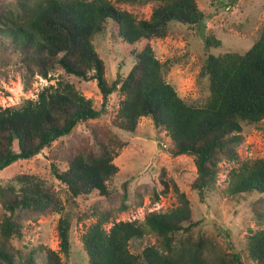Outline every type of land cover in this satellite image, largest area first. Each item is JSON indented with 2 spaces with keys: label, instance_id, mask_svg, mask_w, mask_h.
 I'll return each instance as SVG.
<instances>
[{
  "label": "trees",
  "instance_id": "trees-1",
  "mask_svg": "<svg viewBox=\"0 0 264 264\" xmlns=\"http://www.w3.org/2000/svg\"><path fill=\"white\" fill-rule=\"evenodd\" d=\"M113 1L14 0L0 7V63L16 66L26 88L34 77L50 81L56 71L64 75L55 85L42 88L35 99L0 108V171L72 136L67 146L59 144L49 151L50 170L67 200L96 193L109 201L120 192L108 189V182L118 170L113 163L117 150L126 142L108 125L90 123L102 112L74 87L69 80L74 77L94 82L104 97L117 96L110 126L131 133L141 117H149L157 132L163 133V146L171 155L191 156L195 177L190 189L202 201L217 189L219 163L238 161L242 123L264 121V22L257 39L243 53L206 56L199 77L207 79L208 98L194 105L181 99L165 80L164 64L148 42L164 37L172 26L200 21L196 0ZM115 3L155 5L148 19H137ZM106 29L112 40L140 46L132 50L133 63L126 75L111 83L92 44ZM206 43L215 46L211 39ZM11 181L7 188L13 198L3 205L0 217V237L8 243L7 247L0 244V264H62L59 252L66 257L71 245L67 213L56 226L59 252L45 247L22 251L12 245L21 239L26 220L63 211L57 192L31 174H17ZM163 184L165 188L153 194V201L167 193ZM124 189L125 184L118 211L127 208ZM224 193L236 200L253 198L251 218L261 227L247 229L244 249L213 247L192 221L188 199L178 193V206L151 211L143 223L113 222V209L96 208L91 213L95 221L80 236L87 264H264V159L230 168ZM147 233L157 237L158 245L132 251L131 241Z\"/></svg>",
  "mask_w": 264,
  "mask_h": 264
},
{
  "label": "rangeland",
  "instance_id": "rangeland-1",
  "mask_svg": "<svg viewBox=\"0 0 264 264\" xmlns=\"http://www.w3.org/2000/svg\"><path fill=\"white\" fill-rule=\"evenodd\" d=\"M14 0H0L1 6H10ZM37 1V0H36ZM114 2L113 0H110ZM204 21L205 40L215 41V46L205 47L198 35V22L193 25H176L161 38L149 40L155 57L164 64L163 76L173 86L177 95L187 103L202 105L208 98L207 79L199 77L201 66L207 55L224 52L243 53L257 39L264 22V0H196ZM120 9L132 13L137 19H148L154 3L144 5L116 4ZM110 31L104 30L93 39V46L105 65L108 83L123 78L130 69L133 59L132 50L140 46H130L116 42L110 37ZM0 108L18 106L25 99H35L37 93L47 85H55L64 79L60 71L52 74L50 81L34 77L29 86L24 87L21 72L16 66L0 63ZM70 82L86 98L92 100L95 108L102 114L90 123L106 124L126 145L117 150L113 163L116 174L108 182V189L118 190L115 197L108 201L96 193L79 199L67 200V193L50 170L49 151L61 145L65 147L74 140L72 136L60 139L50 149H44L29 159H20L0 171V217L3 205L12 201L13 195L7 186L17 174H31L52 185L62 201V212H51L35 220H26L22 228V237L12 245L22 251L35 247H45L59 252L57 223L62 214L71 215L70 251L66 257L59 252L62 264H87L80 236L95 221L91 213L96 208L113 209L110 221H137L143 223L144 217L151 211L164 212L179 205L178 193L188 199L192 221L211 241L213 247L224 250H237L245 246L247 229L260 228L252 220L250 202L252 197L236 200L224 193L227 171L237 167L240 162L264 159V121L242 123L241 142L237 147L238 161L219 163L217 189L199 200L190 189L195 177L193 159L189 155H171L163 144L164 135L157 132L149 117H141L135 130L124 132L110 126V112L116 106L115 94L104 97L94 82H84L70 77ZM79 132L83 125L78 126ZM164 142V143H163ZM167 186V193L159 195L153 201V194ZM13 184V183H12ZM125 184L124 202L127 208L118 211L121 204L119 194ZM110 222L105 224L107 229ZM8 243L0 237V244ZM158 245L157 237L147 233L141 240L131 241V250L139 251L145 245Z\"/></svg>",
  "mask_w": 264,
  "mask_h": 264
},
{
  "label": "water",
  "instance_id": "water-1",
  "mask_svg": "<svg viewBox=\"0 0 264 264\" xmlns=\"http://www.w3.org/2000/svg\"><path fill=\"white\" fill-rule=\"evenodd\" d=\"M198 35L203 42L204 46H207L206 40H205V35H204V21L200 19L198 22Z\"/></svg>",
  "mask_w": 264,
  "mask_h": 264
}]
</instances>
